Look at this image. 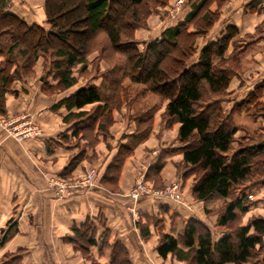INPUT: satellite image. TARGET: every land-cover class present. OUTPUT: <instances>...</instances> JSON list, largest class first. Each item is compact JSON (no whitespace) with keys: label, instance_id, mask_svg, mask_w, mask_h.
Returning <instances> with one entry per match:
<instances>
[{"label":"trees","instance_id":"1","mask_svg":"<svg viewBox=\"0 0 264 264\" xmlns=\"http://www.w3.org/2000/svg\"><path fill=\"white\" fill-rule=\"evenodd\" d=\"M185 2L188 14L180 20V12L176 25L164 29L139 50L135 31L154 6L164 7L168 0H44L47 26L27 24L11 12L12 0H0V115L6 113L5 97L14 93L13 83L31 75L39 58L46 61L47 78L42 87L48 95L71 89L77 81L72 74L75 68L79 75L90 76L84 86L53 106L55 111L62 106L67 110L63 122L68 128L59 135L60 141L73 140L70 147L77 148L65 169L70 173L85 159L87 149H94L100 138L110 136L113 110L123 106V97L128 98L125 80L140 85L143 97L153 95L165 101L162 127L170 130L174 126L177 132L174 145L161 151L160 159L149 165L145 180L153 188H161V160L167 155H180L181 161L175 167L181 180L194 177L193 199L206 202L216 196L226 201L215 224L225 233L216 240L204 223L194 219H186L178 234L164 233L160 226L164 217L157 216H146L145 222L137 223L141 238H150V225L155 222L160 232L155 251L163 260L171 258L183 264H264V218L253 217L245 225L238 224L254 204L248 200V193L264 186L263 136L248 133L245 147H234L239 139L237 133L247 131L235 124V115L245 112L252 118L263 115L264 119V81L226 113L222 102L233 78L242 74L241 60L250 48V40L237 43V28L227 26L220 37L197 51V38L212 29L226 0ZM256 4H249V8L253 10ZM94 53L97 56L89 61ZM101 63L105 65L103 71ZM95 79L100 81L98 85L91 83ZM87 106L91 109L86 110ZM131 120L135 130L121 137L125 142L119 144L100 180L101 187L111 193L118 191L124 162L152 130V114H139ZM50 145L57 146L55 142ZM47 152L50 153L48 142ZM65 178L68 173L60 177ZM156 199L161 212L168 214L173 203ZM176 218V213L170 214L171 224ZM71 232L65 240L86 259H91V249L97 248L99 257L109 253L107 264H131L125 247L118 241L110 243L108 229L97 236L93 218L73 226ZM8 238L6 232L0 245ZM11 263L20 264L19 257L13 255Z\"/></svg>","mask_w":264,"mask_h":264},{"label":"crops","instance_id":"2","mask_svg":"<svg viewBox=\"0 0 264 264\" xmlns=\"http://www.w3.org/2000/svg\"><path fill=\"white\" fill-rule=\"evenodd\" d=\"M38 2L39 0H32L31 4L27 0H12L11 12L27 24L43 25V3ZM253 2L257 4L251 10L249 4ZM188 12L185 8L179 19ZM164 23L163 21L146 37L160 35L164 29L177 24L165 26ZM227 26L237 28V37L253 36V39H249V58L254 63L250 64L249 70L241 74L238 80L233 79L229 85L222 107L226 113H230L235 104L244 101L264 81V0H229L221 8L217 25L209 31L202 45L215 41V37H220ZM141 36L140 32H136V39ZM102 67L104 68L103 65ZM43 80L44 76L41 75L15 81L12 85L14 93L5 97L6 114L0 115V239L6 232L9 234L8 240L0 245V264H12L13 255L19 257L20 264H81L80 254L65 239L71 236L72 227L80 226L86 218L95 220L97 236L105 229L110 231V243L120 242L127 250L131 264L165 262L155 251L157 241L152 242V238L144 241L137 223L145 222L146 216L164 217L161 227L164 233H169L171 213L185 219L196 216L201 220L200 210L184 202L182 205L173 204L169 213L165 214L161 212V204L156 198L139 197L140 199L132 200L129 192L134 180L132 169L141 165L142 170H146V167L148 169L149 165L156 163L160 159L161 151L164 152L174 145L176 127L173 130H164L160 120L154 124L148 141L137 145L133 155L125 161L118 182L120 193L108 192L99 183H95L89 188L73 190L70 196H59L49 179L59 180L63 174L69 173L65 169L77 148L70 147L73 140L69 143L60 141L59 135L68 128L63 122L67 110L62 106L55 111L53 105L82 86L76 85L66 92L47 97L40 90ZM91 83L99 84L98 80ZM261 102L264 104V95ZM116 117L115 115V122H119ZM122 119L117 132L112 126L110 136L106 140L100 138L95 147V154H101L99 160L96 158L98 164L92 167L93 164L90 163L93 159L87 161L85 157L71 171L69 177L71 174L80 173L85 167L95 168L99 177L103 175L116 155L119 144L125 142L121 137L135 130V123L131 119ZM247 120L248 124H260L253 132L262 134L261 140L264 141L263 115L252 118L242 112L234 117L236 125L239 121ZM28 124L36 127L39 133L20 139L13 136L15 132L23 131ZM47 142L50 153L47 152ZM51 142H55L57 146L50 145ZM106 145L110 146L109 151L106 150ZM88 155H92L89 149L86 150V156ZM180 161V155H167L161 160L160 174L164 184L180 176L175 167ZM255 192L258 201L255 209L262 212L264 186ZM204 222L208 224L206 220ZM91 255L97 260H103L104 264L109 261V253L104 252L99 257L97 248L91 249Z\"/></svg>","mask_w":264,"mask_h":264},{"label":"rangeland","instance_id":"3","mask_svg":"<svg viewBox=\"0 0 264 264\" xmlns=\"http://www.w3.org/2000/svg\"><path fill=\"white\" fill-rule=\"evenodd\" d=\"M27 1L31 4L34 3V2L32 3V0H27ZM179 1H180V3H179ZM185 1H187V0H168V4H166L164 7H161V6H159V7L154 6L153 7L152 12L147 14L144 21H142V23L140 25L142 27L135 31V35H136V32H140V34H142V36L139 39H136V37H135V39L138 42V49L139 50L143 49L144 44L150 43L159 37V35H153V36H150V37H152L150 39V37L149 36L146 37V35H149L158 25H161V23L163 21L165 22L164 23L165 26H168L169 24H173L175 21H177L176 19L178 17V14H180V12H184V9H185L184 3H186ZM39 2L41 4L43 3V6H44V0H39ZM227 2H229V0H226L224 5H226ZM174 10H176V11L172 14V11H174ZM219 17H220V15H219ZM43 18H44L43 25H41V26H47L45 23V16H43ZM218 21H219V19L214 23L213 27L217 25ZM213 27H212V29H213ZM146 33H148V34H146ZM208 35H209V32L206 35H202L201 37L197 38V40H196L197 51L201 49V47L203 46L202 43L208 37ZM216 38L217 37H215V39ZM235 41H238L237 43H240L242 41L245 44L249 41V37L239 36V37H236ZM250 53H251V49H248V51L245 53V55L243 56V58L241 60L240 66H241L242 74L244 72L248 71L249 68L251 67L250 64H252L251 63L252 59L249 58ZM95 56H97V53L91 54L88 57V60L92 61ZM1 59L2 58H0V61H1ZM101 64L104 66V68L101 66L100 70L103 71L105 69V65L103 63H101ZM258 64H260V63H258ZM45 65H46V61L43 58H39L33 66L32 74L25 77V78H29V77L35 78L36 76H41V75L44 76L45 75V73H44L45 72ZM89 68H90V66H89ZM91 72H92V73H90L91 75L94 74V70H92ZM72 74L77 80L74 86H76V85L84 86L86 80H90V76L88 77V76L79 75L78 68H75L73 70ZM44 77H45V79L47 78L46 75ZM36 79H35V81H37ZM233 79L238 80L239 78L234 77ZM99 82L100 81L98 80V83ZM53 83L51 82V84H53ZM42 86H43V84H40V90L47 97H53L54 95L56 96L59 94V93L55 92V93H52V95L51 94L48 95L46 92L44 93ZM124 86L127 89L126 93H127V97L129 99L127 98L128 99L127 100L123 97V100H122L123 106L120 109L113 110V113H112L113 118L116 115L117 116L116 119L119 120V122H115L116 120L114 119V123H112L113 130L115 132H117L116 129L120 128L121 122L123 120L122 118H128V119H134L135 120L137 115L148 113V114L153 115V125H152V130H151V133H153L152 131H153V127H155L154 126L155 123H158V121L160 120V123L162 125L161 111L164 109L165 101H161L159 98H157L156 96H153V95L143 97L141 94L142 87L140 85L132 84L128 80H125ZM64 92H66V91H64ZM61 93H63V92H61ZM130 98H132L133 100L130 101ZM128 102L129 103L131 102L132 104H129V106H128L126 104ZM89 109H91V107L86 108V110H89ZM248 122H249V120H247L245 122L239 121L237 123L238 126H241L242 129H246L247 131L246 132H240V134H238V136H237V138H239L238 143L234 144V147L236 150L245 147V145L247 144L246 140H249V138L247 136L248 133L251 134L253 132V130H255L254 129L255 127H256V129L258 127H260V124L259 125L257 124V126H255L253 124H248ZM173 129H174V126L170 130H173ZM243 131H245V130H243ZM149 135L146 138H144V140L141 143L148 141ZM245 135H246V138L243 139L242 136H245ZM109 149L110 148L108 147V145H106V150L109 151ZM89 151L92 152V155L91 156L88 155L89 157L86 156V159H87V161H91L93 159V162L90 164H93L91 166L95 167L98 164V161L96 160V158L99 160L101 154L100 155L95 154V148L94 149L89 148ZM105 152L106 151H104V153ZM124 164H125V162H124ZM92 167L91 168L85 167V168L81 169L80 173L73 174V175L71 174L70 177L68 176V178H65L64 180H62V179H59V180L64 181V182L69 183V184H72V183H75L77 181H81L85 178H88L89 175L94 171L95 172L94 182L99 183V185H100V180H101L102 176L99 177L96 169L92 168ZM142 167L143 166H141V165H137L134 167V169H132L134 180H133V184H132L133 186L129 192V198L132 200L134 199V198H132L133 194H134L135 190L137 189V184H138L137 182L139 180L140 172L144 171V173H146V171H147V167H146V170H142ZM122 169H123V167H122ZM122 169H121V171H122ZM70 173H68V175ZM120 174H121V172H120ZM119 177H120V175H119ZM161 179H162V177H161ZM192 180H194L193 176H191L187 180H181L180 177L178 176L177 179L172 180L167 184L163 183V186L161 188L155 189V188H153L151 182H148L145 180V174H144L143 183L145 184L146 188H148L152 192H155V191H163V190L165 191L171 186V184L173 182H178L179 193L181 194L182 200L186 203H189L190 205H193L195 208L200 210V213H199L200 216L199 217L201 218V220L197 219L198 217H196V216L188 218V219H194V220H198V221L204 223L207 226V228H209V230L211 231L213 240H216V238L219 237L224 232V231H221V229L216 228L215 224H216L218 215H220L222 208H224V206L226 204V201H224L223 199H219V197H216V196L214 198L210 199L209 201H206V202L196 201L195 199H193V197L191 195ZM118 182H119V179H118ZM118 182H117V188H118L117 193H120V188H119ZM255 191L256 190H251L248 193V195L252 196V199H250V200L248 199V200L251 202H254V204L251 205V208L248 211V213H246V215L241 216L239 218L238 224L245 225L253 217L260 216V217L264 218V211L261 212V211H257L255 209L257 202H258V201H256V195H255L256 192ZM148 197L155 198L157 196H155V194H152V195H149ZM204 220H206L208 224H206L204 222ZM184 221H186V219L184 217L178 216V218L175 219L174 223L171 224L170 232H173L174 234L180 233L182 230V226H183ZM154 223L155 222H153V224L150 225L152 228L149 229L150 230V238H152V240H151L152 242L158 241V238L160 235V232H157L159 225L155 226ZM236 226L237 225L233 226L232 228H235ZM152 246H153V243H152ZM77 252L80 254V256L82 258L81 264H104L103 260H97L93 256L91 257V259H89V258L86 259L80 251H77ZM157 263L158 264H183V263L174 261L171 258H168L167 260H165V262L159 261ZM150 264H153V262L152 263L150 262Z\"/></svg>","mask_w":264,"mask_h":264},{"label":"built area","instance_id":"4","mask_svg":"<svg viewBox=\"0 0 264 264\" xmlns=\"http://www.w3.org/2000/svg\"><path fill=\"white\" fill-rule=\"evenodd\" d=\"M180 3V1H179ZM177 10V9H176ZM172 11V14L176 11ZM39 133V130L28 124L26 128L23 131L15 132L13 136L17 139L23 138L25 136H35ZM144 171L140 172L137 189L135 190L133 194L134 200H137L141 196H149L152 194H155V198H163L173 204L176 205H182L184 201L182 200L181 194L179 193V184L178 182H173L171 186L167 190L163 191H155L152 192L148 188H146L145 184L143 183L144 178ZM95 172L93 171L88 178H85L81 181H77L75 183L69 184L64 181L58 180V179H49V183L57 189V193L59 196H70L72 194V191L77 188H89L92 187L95 182ZM247 198L250 200L252 199L251 195H248Z\"/></svg>","mask_w":264,"mask_h":264}]
</instances>
